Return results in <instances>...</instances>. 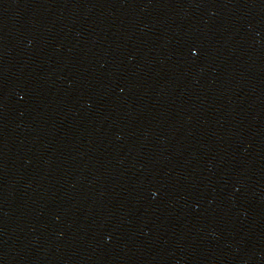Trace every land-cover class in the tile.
Listing matches in <instances>:
<instances>
[{
	"label": "water",
	"instance_id": "95a60500",
	"mask_svg": "<svg viewBox=\"0 0 264 264\" xmlns=\"http://www.w3.org/2000/svg\"><path fill=\"white\" fill-rule=\"evenodd\" d=\"M0 264H264V0H0Z\"/></svg>",
	"mask_w": 264,
	"mask_h": 264
}]
</instances>
